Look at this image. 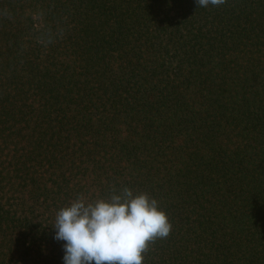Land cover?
<instances>
[{
	"label": "trees",
	"instance_id": "obj_1",
	"mask_svg": "<svg viewBox=\"0 0 264 264\" xmlns=\"http://www.w3.org/2000/svg\"><path fill=\"white\" fill-rule=\"evenodd\" d=\"M124 187L172 226L143 264H264V0H0V264Z\"/></svg>",
	"mask_w": 264,
	"mask_h": 264
},
{
	"label": "clouds",
	"instance_id": "obj_2",
	"mask_svg": "<svg viewBox=\"0 0 264 264\" xmlns=\"http://www.w3.org/2000/svg\"><path fill=\"white\" fill-rule=\"evenodd\" d=\"M198 7H219L226 0H195ZM54 239L64 241V264H143L149 242L171 231L166 213L146 193L127 187L106 198L78 196L56 213Z\"/></svg>",
	"mask_w": 264,
	"mask_h": 264
},
{
	"label": "rangeland",
	"instance_id": "obj_3",
	"mask_svg": "<svg viewBox=\"0 0 264 264\" xmlns=\"http://www.w3.org/2000/svg\"><path fill=\"white\" fill-rule=\"evenodd\" d=\"M35 20H37V18H35Z\"/></svg>",
	"mask_w": 264,
	"mask_h": 264
}]
</instances>
